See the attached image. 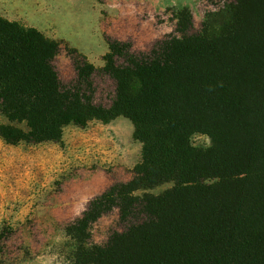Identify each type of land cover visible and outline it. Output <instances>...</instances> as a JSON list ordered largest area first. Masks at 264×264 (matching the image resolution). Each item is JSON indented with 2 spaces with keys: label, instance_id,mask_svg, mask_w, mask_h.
<instances>
[{
  "label": "trees",
  "instance_id": "1",
  "mask_svg": "<svg viewBox=\"0 0 264 264\" xmlns=\"http://www.w3.org/2000/svg\"><path fill=\"white\" fill-rule=\"evenodd\" d=\"M172 16L174 32L146 50L107 38L101 66L67 48V81L59 40L0 16L6 143L57 142L67 124L117 116L141 143L131 178L64 225L67 264H264V0L224 1L198 28L186 6ZM114 210L118 228L93 242L92 225Z\"/></svg>",
  "mask_w": 264,
  "mask_h": 264
},
{
  "label": "rangeland",
  "instance_id": "2",
  "mask_svg": "<svg viewBox=\"0 0 264 264\" xmlns=\"http://www.w3.org/2000/svg\"><path fill=\"white\" fill-rule=\"evenodd\" d=\"M224 1L0 0V15L59 40L56 66L60 79L67 81L74 75L67 48L101 66L107 38L129 40L133 49L146 50L174 32V9L189 8L198 28L205 13ZM6 122L0 114V124ZM190 138L196 146L210 144L202 133ZM140 156L141 143L123 116L67 124L57 142L9 144L0 137V264H67L64 225L81 213L89 198L112 182L131 178ZM171 185L147 191L159 193ZM115 228L114 210L92 225V241L104 243Z\"/></svg>",
  "mask_w": 264,
  "mask_h": 264
},
{
  "label": "crops",
  "instance_id": "3",
  "mask_svg": "<svg viewBox=\"0 0 264 264\" xmlns=\"http://www.w3.org/2000/svg\"><path fill=\"white\" fill-rule=\"evenodd\" d=\"M0 16H3V17H5V16H4V15H2V14H1ZM5 18H6V17H5ZM7 19H9V18H7ZM9 20H10V19H9Z\"/></svg>",
  "mask_w": 264,
  "mask_h": 264
}]
</instances>
